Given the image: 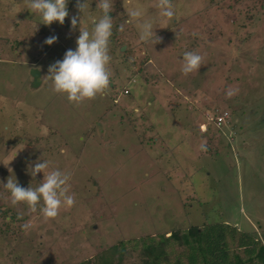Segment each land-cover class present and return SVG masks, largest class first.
Segmentation results:
<instances>
[{
  "label": "rangeland",
  "instance_id": "rangeland-1",
  "mask_svg": "<svg viewBox=\"0 0 264 264\" xmlns=\"http://www.w3.org/2000/svg\"><path fill=\"white\" fill-rule=\"evenodd\" d=\"M158 2L113 0L110 87L76 105L51 80L31 87L33 70L43 78L76 49V0L63 25L43 24L26 0H0V264H142L145 245L218 224L264 246V0H171L172 18ZM87 4L91 31L103 13ZM134 7L143 16L128 23ZM144 21L159 42L140 41ZM186 51L203 57L187 75ZM38 161L70 173L75 197L48 220L42 200L36 212L14 206L3 186L12 176L38 187ZM164 245L177 264L183 248Z\"/></svg>",
  "mask_w": 264,
  "mask_h": 264
},
{
  "label": "clouds",
  "instance_id": "clouds-1",
  "mask_svg": "<svg viewBox=\"0 0 264 264\" xmlns=\"http://www.w3.org/2000/svg\"><path fill=\"white\" fill-rule=\"evenodd\" d=\"M67 4L68 0H26V8L32 13L39 14L45 25H51L57 21L63 25L65 18L69 16ZM88 7L87 0L84 2L76 0V8L79 13H82L81 16H72L71 18L72 30H75L78 24L80 25V35L76 40L77 47L75 50H67L62 60L50 65L48 75L42 78L43 81L51 80L53 91L66 94L68 101L76 105L105 94L111 82L108 65L112 59L109 55V42L113 29V18L110 15L113 11V0H97L96 8L100 9L103 15L98 19H92L91 31L81 26L86 22L83 17ZM156 7L161 9V15L164 17L172 18L175 15L171 0H159ZM127 15L129 17L127 22L132 23L133 20H140L143 11L139 7H134L127 11ZM136 27L140 32V41L159 42L152 22H138ZM119 30H124L123 25ZM57 39L58 37L53 35L47 37L44 43L52 45ZM182 61L181 71L187 75L198 71L202 65L203 57L197 52L186 51ZM233 94L232 91L227 92L229 98ZM201 149L206 150V146L202 144ZM48 168V161H38L30 169V174L33 177L37 173H44L42 182L35 189L20 186L12 176L3 185L10 193L11 204L14 206L18 203H26L32 212H36L37 205L42 200L43 206L40 208V212L45 220L57 217L61 207L70 208L75 204L74 194H69L68 187L71 174L58 169L46 171ZM23 227L27 228L28 225Z\"/></svg>",
  "mask_w": 264,
  "mask_h": 264
},
{
  "label": "trees",
  "instance_id": "trees-1",
  "mask_svg": "<svg viewBox=\"0 0 264 264\" xmlns=\"http://www.w3.org/2000/svg\"><path fill=\"white\" fill-rule=\"evenodd\" d=\"M165 242H175L183 248L177 253V264H264V246L252 236L225 224L191 227L182 234L173 233L155 246L147 244L143 247L142 264L169 263L163 249ZM235 249H243V252L235 253ZM242 254H248V262L242 260Z\"/></svg>",
  "mask_w": 264,
  "mask_h": 264
},
{
  "label": "built area",
  "instance_id": "built-area-1",
  "mask_svg": "<svg viewBox=\"0 0 264 264\" xmlns=\"http://www.w3.org/2000/svg\"><path fill=\"white\" fill-rule=\"evenodd\" d=\"M227 114L225 113V114H222V115H220V116H218V117H215V118H213V121H214V123L217 125V126H220L222 123H224L225 121H226V119H227Z\"/></svg>",
  "mask_w": 264,
  "mask_h": 264
},
{
  "label": "water",
  "instance_id": "water-1",
  "mask_svg": "<svg viewBox=\"0 0 264 264\" xmlns=\"http://www.w3.org/2000/svg\"><path fill=\"white\" fill-rule=\"evenodd\" d=\"M31 76H32V80H33V82H32V86H36V85H37L36 80H37V78L39 77L38 72L35 71V70H33V71L31 72Z\"/></svg>",
  "mask_w": 264,
  "mask_h": 264
},
{
  "label": "crops",
  "instance_id": "crops-1",
  "mask_svg": "<svg viewBox=\"0 0 264 264\" xmlns=\"http://www.w3.org/2000/svg\"><path fill=\"white\" fill-rule=\"evenodd\" d=\"M35 71H36V70H35ZM37 72H38V74H39V77H38L37 80H36L37 85H36V86H32V84H31V87H32V88L39 86L40 83H41V80H42V74H41V72H39V71H37ZM31 78H32V77H31ZM32 82H33V81H32Z\"/></svg>",
  "mask_w": 264,
  "mask_h": 264
}]
</instances>
